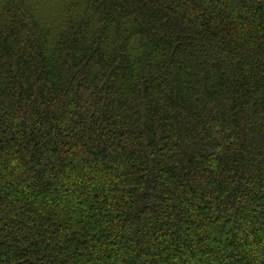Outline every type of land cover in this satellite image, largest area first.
Segmentation results:
<instances>
[{
  "label": "trees",
  "instance_id": "trees-1",
  "mask_svg": "<svg viewBox=\"0 0 264 264\" xmlns=\"http://www.w3.org/2000/svg\"><path fill=\"white\" fill-rule=\"evenodd\" d=\"M0 264H264V0H0Z\"/></svg>",
  "mask_w": 264,
  "mask_h": 264
}]
</instances>
